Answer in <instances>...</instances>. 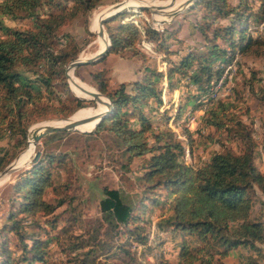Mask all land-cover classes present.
Returning <instances> with one entry per match:
<instances>
[{
    "label": "trees",
    "instance_id": "1",
    "mask_svg": "<svg viewBox=\"0 0 264 264\" xmlns=\"http://www.w3.org/2000/svg\"><path fill=\"white\" fill-rule=\"evenodd\" d=\"M99 2L0 0V139L4 140L0 170L26 147V130L33 121L67 118L91 106L90 99L71 92L64 75L65 65L76 58L89 37L79 43L63 27L76 15L86 25L87 15ZM188 9L195 15L188 24L203 39L198 46L182 47L176 39L177 45L170 47L173 31L155 29L144 21L137 26L114 15L102 23L109 39L105 52L128 51L126 57L139 59L140 73L128 82L109 86L105 68L91 71L92 84L108 98L110 110L89 131L59 129L41 136L36 159L10 186V207L0 224V264H54L47 249L51 239L58 242L70 264H115L97 253L110 250L121 252L126 264H134L125 245L145 242L154 208L161 210L155 225L169 233L176 255L170 260L160 254L157 261L143 264H229L227 257L234 258L233 264H264V170L254 161L252 127L237 111L238 98L213 100L209 96L211 85L234 52L264 55V36L252 30L264 17V0H193ZM4 19L27 23L10 26ZM141 34L164 53V73L147 63L137 47ZM73 73L78 75L77 67ZM163 76L166 92L177 89L179 94L172 116L158 111ZM255 80L252 74L243 83L252 89ZM259 89L264 102V86ZM187 107V116L200 107L202 112L193 129L181 126L185 147L167 120L176 121ZM102 134L123 158L122 167L139 158L135 191L131 195L103 185L98 200L101 222L94 233L86 230L85 236L71 235L63 227L49 235L41 220L53 228L57 217L50 215L71 199V195L59 194L61 187L68 186L57 171L66 167V152L52 149L51 144L72 136ZM198 144L216 146L204 158L187 163L185 148L192 152ZM103 223L100 233L98 227ZM40 231L48 235L42 237ZM60 232L65 242H60ZM118 235L124 239L113 241Z\"/></svg>",
    "mask_w": 264,
    "mask_h": 264
},
{
    "label": "rangeland",
    "instance_id": "2",
    "mask_svg": "<svg viewBox=\"0 0 264 264\" xmlns=\"http://www.w3.org/2000/svg\"><path fill=\"white\" fill-rule=\"evenodd\" d=\"M119 1L126 2L129 0H100L99 4H97L87 15L86 25L83 23L82 16L76 15L68 24L63 27L64 30L73 34L79 43H81V39L83 37H89V41L82 45V48L76 57L85 58L100 50L104 46L106 39L103 37H98L95 41L96 34L88 29V24L92 30L99 31L100 27L96 28V24L98 23L100 14L109 13L112 5ZM182 1L184 0H174V3H171L170 6L156 14H151V11L148 9L129 8L120 11L115 15H118L117 20L131 21L137 26L142 24L144 21L158 30L167 27L169 30L173 31L172 38L169 40L171 43L170 47L177 45L178 42H176V39L180 40L182 47L187 45L198 46L203 43V39L201 38L200 34L188 24L189 21H192L193 18H195L192 10L188 9L190 4L188 6H183L171 16L166 14V11L175 8ZM141 2L145 4H151V7H159L164 5L166 2H171V0H141ZM195 10L197 11L198 9ZM220 21L225 22L226 20L222 19ZM4 22L7 25L18 27H23L27 23L26 20L13 21L10 19H4ZM102 26L104 28V33L107 35L104 24H102ZM252 30L254 34L258 33L264 36V17L256 25H254ZM136 45L139 50L146 55L147 63L155 67L157 70L162 71L163 73L165 72L166 61L164 58V53L155 49L153 42L149 38L141 34ZM128 53V51L123 52V54L105 52L102 57H99L92 63H84L75 66L77 67L78 75L73 73V69L75 67L72 69L69 68L68 76L76 84L78 83L82 86L94 88L90 79V72L97 68L103 67L106 69L109 86H115L122 81L128 82L139 75L141 67L139 59L135 57H126V54ZM252 74L254 79L257 80L253 81V88L249 89V87L243 83V80L250 77ZM219 79L221 80L220 86L216 89L217 95L212 98L211 94L213 93L215 84ZM165 84V77L163 76L160 89L161 102L158 105V111L162 112L165 110L167 114L172 116L176 109L179 94L177 89H174L170 93L166 92ZM260 85L264 86V55H239L237 52H234L230 61L222 68L220 76L211 85L209 96L213 100L223 98L228 99L233 97L238 98L236 100L237 107H239L237 111L240 113L241 118L251 125L252 135L256 142L254 159L255 164L260 170H264V102L260 96L262 93V90L259 89ZM70 88L76 95L84 97L83 95L78 94L79 92L71 86ZM190 88L192 89L193 86L190 85ZM182 89L183 92L186 91V87H183ZM204 99L206 100V98ZM90 100L92 101V103L89 104L91 106L81 108V110L72 114L70 119L93 114L98 103L96 101L95 106H93L94 100ZM99 110L100 107L98 105V111ZM187 112L188 107L176 121L171 120V118L167 120V126L175 131L183 143L185 138L181 134V126L186 125L188 128L193 129L197 123V115L202 112V108L200 107L194 110L188 116ZM52 118L61 119L48 117L33 121L31 124H29L26 130L27 145L19 152L17 156L15 155L17 157L15 163L16 167L11 165V162L16 158L15 156V158L13 157L14 159L12 158L4 166H10L11 169L0 175V224L4 220L6 212L10 207L11 183L21 170H23L25 167H28L32 161L31 157L33 153L37 151V149L40 150L41 148V137L35 143L32 151V147H28L30 141L32 143V138L30 139L31 133L34 127L40 121ZM61 122L62 121L56 123L59 124ZM31 125L34 126L28 133L29 127ZM3 141V139H0V144L3 143ZM213 146L215 147L216 145L207 144L206 147L203 148L200 144H198L193 148L192 152H188V156L185 161L187 163L196 162L204 158L207 155V150ZM51 148L66 152L64 157L66 161V167L63 169L58 168L57 171H59L58 178L63 180L64 183H67L68 186L64 188L61 187L62 192L59 194L65 193L67 195H71V199L69 198V201L66 200L65 203L55 208L54 212L50 215H56L57 217L55 226L53 228L48 227L42 222V220L40 224L47 229V233L49 235H53L56 232L59 233L63 227L66 228L67 232L71 235H78L80 233L81 235L85 236L84 232H86V230H89L88 233H94L96 231L95 229L97 228L98 221L101 222L98 212V200L102 196L101 187L106 185L108 187L121 188L132 195L136 187L135 176L137 173V163L139 162V158H132L127 168L122 167L119 162L122 163L124 161L123 158L117 155L111 140L108 139L105 134L99 135L96 138L85 135L79 137L72 136L68 139L62 138V140L58 142L54 141L51 144ZM49 196L50 193L47 191L45 197L48 198ZM261 198L264 200V196H261ZM257 206L258 205L255 204V209ZM160 213L161 210L158 208H154L151 211L149 222L145 230L146 238L144 243L136 241H128L126 243L125 247L129 249L130 253L135 259L134 264L155 262L158 260L160 254L170 260L175 258L176 247L174 246L173 240L171 239L169 233L158 230L155 225V221L158 219ZM72 217H74V219ZM152 223L156 231L152 230ZM104 225L105 224L103 223V226L98 227V232L103 233ZM47 233L40 231V235L42 237H46L48 235ZM63 235L64 234L60 232V242L66 241V236ZM99 235L101 238L104 237V234ZM112 239L113 241H122L124 238L123 236L118 235L116 238L114 237ZM47 249L52 263L70 264V262L65 261L66 255L59 249L58 242L55 239L50 240L47 245ZM111 251L112 250L109 252L106 251L103 253H97L100 257H105L108 261H112L115 264H126V262L122 260L123 258L126 259V257L122 255L121 252ZM226 261L229 264H233L234 258L227 257Z\"/></svg>",
    "mask_w": 264,
    "mask_h": 264
},
{
    "label": "water",
    "instance_id": "3",
    "mask_svg": "<svg viewBox=\"0 0 264 264\" xmlns=\"http://www.w3.org/2000/svg\"><path fill=\"white\" fill-rule=\"evenodd\" d=\"M174 0H171V3L173 2ZM193 0H184L182 1L181 3H179V5H177L175 8L173 9H170L168 11H166V14L167 15H173L175 14L178 10H180L183 6H188ZM121 1L115 3L114 5H112V11H110L109 13L107 14H100L99 18H98V25H102L103 22H105L107 19L111 18L112 16H114L115 14L119 13L120 11H123L125 9H129L130 7H120L118 8L119 4H120ZM134 8H143V9H148L150 11H161L162 8L160 7H151L149 5H146V4H139V5H136L135 7H132V9ZM88 29L95 33L96 35L97 34H100L97 30H92L91 28L88 27ZM96 37V36H95ZM109 44V39L106 35V40H105V44L104 46L96 51L95 53H93L92 55L90 56H87L85 58H79V57H76L75 59L69 61L66 65H65V69H64V75L66 76L67 78V81H68V73H67V70L69 68H74L75 66L77 65H80V64H84V63H92L94 62L95 60H97L99 57H101V55L105 52L107 46ZM77 86L79 88V90H81L82 92L84 93H87L90 95V97H82V96H78L76 94H73L79 98H85V99H93L94 97L97 96V94H99V92L97 90L95 91H88L85 87H83L82 85L78 84L77 83ZM106 97V96H105ZM107 99V103H106V110L103 111L102 113L100 114H93V115H85V116H79V117H74L72 119H68L64 124L62 125H44V126H37L34 128V130L32 131L31 133V138H32V142H33V147L35 145V143L39 140V138L44 134V133H47V132H50V131H53V130H59V129H66V130H69V129H76V126H78L79 124L85 122L87 119L89 118H97L95 124L99 121V119L107 112L110 110L111 108V103L109 102L108 98L106 97ZM94 124V125H95ZM90 129H88L87 131H89ZM38 151H35L31 157L32 160H35L37 155H38ZM11 169L10 166H6V167H3L1 170H0V175H2L3 173L9 171Z\"/></svg>",
    "mask_w": 264,
    "mask_h": 264
},
{
    "label": "bare ground",
    "instance_id": "4",
    "mask_svg": "<svg viewBox=\"0 0 264 264\" xmlns=\"http://www.w3.org/2000/svg\"><path fill=\"white\" fill-rule=\"evenodd\" d=\"M172 3H174V1L172 2ZM139 4H145V3H142L141 2V0H129V1H126V2H120V4H119V6H118V8H120V7H130V8H132V7H135L136 5H139ZM170 4H171V2H166L164 5H162V6H159L160 8H162L161 10H163V9H165L166 7H168V6H170ZM146 5H151V4H146ZM110 11H112V9L110 10ZM109 11V12H110ZM158 12H160V11H151V14H156V13H158ZM100 27V30L98 31L100 34H97L96 35V37H95V41H96V39L98 38V37H103V38H105L106 39V34L104 33V28H103V26L101 25H98V23L96 24V28H99ZM90 28V27H89ZM67 73H69V69L67 70ZM68 83L70 84L69 86H71L72 88H74L76 91H78V92H76V93H78V94H80V95H83L84 97H90V95L89 94H87V93H84V92H82L81 90H79V88H78V86H77V84L74 82V81H72L71 79H70V77L68 76ZM83 87H85L88 91H95V89L93 88V87H87V86H83ZM71 89V88H70ZM72 91V90H71ZM73 92V91H72ZM74 93V92H73ZM75 94V93H74ZM102 96V97H101ZM104 96L100 93V94H97V96L96 97H94L93 98V100H94V102L96 103V101H97V108L94 110L95 112L93 113V114H100V113H102L103 111H105L106 110V103H107V100H106V97H104ZM98 105H99V107H100V110L98 111ZM82 108H84V107H82ZM81 108H79L78 110H80ZM78 110H76L75 112H77ZM74 112V113H75ZM73 113V114H74ZM93 114H91V115H93ZM71 118V116L70 117H68V118H61V119H47V120H43V121H40L35 127H37V126H44V125H62V124H64L68 119H70ZM64 120H66V121H64ZM96 120H97V118H89V119H87L85 122H83V123H81V124H79L78 126H76V129L77 130H80V131H87L88 129H92L93 128V126H94V124H95V122H96ZM59 121H62L61 123H56V122H59ZM34 127V128H35ZM34 130V129H33ZM30 139H31V136H30ZM32 140V139H31ZM29 148H31L32 147V149H31V151L33 150V142L31 143V141H30V144H29V146H28ZM16 159H17V157L11 162V165H13V167H16V165H15V163H16Z\"/></svg>",
    "mask_w": 264,
    "mask_h": 264
},
{
    "label": "built area",
    "instance_id": "5",
    "mask_svg": "<svg viewBox=\"0 0 264 264\" xmlns=\"http://www.w3.org/2000/svg\"><path fill=\"white\" fill-rule=\"evenodd\" d=\"M220 80H221V79H219V80L216 82V84H215V87H214L213 93L211 94L212 98H214V97L217 95V94H216V89L220 86ZM177 136H178V135H177ZM187 156H188V151H187V149L185 148V151H184V158L186 159ZM151 228H152V230L156 231V229L153 227V223H152V225H151Z\"/></svg>",
    "mask_w": 264,
    "mask_h": 264
}]
</instances>
